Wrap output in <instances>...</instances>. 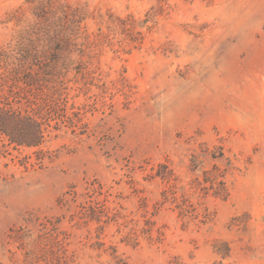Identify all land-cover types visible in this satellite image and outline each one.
<instances>
[{
	"label": "rangeland",
	"instance_id": "obj_1",
	"mask_svg": "<svg viewBox=\"0 0 264 264\" xmlns=\"http://www.w3.org/2000/svg\"><path fill=\"white\" fill-rule=\"evenodd\" d=\"M0 45L62 93L0 134V264H264V0H0Z\"/></svg>",
	"mask_w": 264,
	"mask_h": 264
},
{
	"label": "trees",
	"instance_id": "obj_2",
	"mask_svg": "<svg viewBox=\"0 0 264 264\" xmlns=\"http://www.w3.org/2000/svg\"><path fill=\"white\" fill-rule=\"evenodd\" d=\"M22 50L19 51L21 57L16 58L11 45H0V134L16 145L37 146L45 142L52 125L48 108H54V102L62 98V93L57 85H48L38 75L24 76L23 66L28 60ZM205 175L206 181L213 183L215 195H228L223 171H207ZM165 195L168 198L167 192ZM178 207L184 216L197 211L185 197ZM192 216L199 217L200 214L193 213ZM201 221H205V216Z\"/></svg>",
	"mask_w": 264,
	"mask_h": 264
}]
</instances>
